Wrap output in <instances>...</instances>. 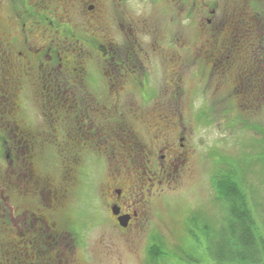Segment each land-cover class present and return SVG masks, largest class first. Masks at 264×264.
I'll use <instances>...</instances> for the list:
<instances>
[{"label": "flooded vegetation", "instance_id": "af4514ba", "mask_svg": "<svg viewBox=\"0 0 264 264\" xmlns=\"http://www.w3.org/2000/svg\"><path fill=\"white\" fill-rule=\"evenodd\" d=\"M149 3L167 15L171 9L178 29L183 20L200 27L193 63L217 80L200 79L196 93L216 95L231 79L223 102L260 107L264 0H0V264L76 263L74 247L64 245L71 236L54 221L67 191L38 171L37 153H65L60 166L71 183L83 153L100 152L110 171L101 192L105 218L122 239L147 224L153 200L187 160L182 38L177 32L168 57L150 35ZM172 63L158 79V68ZM100 85L107 96L89 93ZM132 92L155 104L143 142L116 110Z\"/></svg>", "mask_w": 264, "mask_h": 264}, {"label": "rangeland", "instance_id": "374dc122", "mask_svg": "<svg viewBox=\"0 0 264 264\" xmlns=\"http://www.w3.org/2000/svg\"><path fill=\"white\" fill-rule=\"evenodd\" d=\"M147 12L150 35L159 36L164 42L168 57L173 55V50L177 47V32H180L182 38L184 49L180 56L185 65L180 70L184 81L181 100L182 123L187 128L186 140L183 142L187 160L173 175L164 193L161 192L162 196L153 200L147 224L138 231H131V239H122L105 218L101 192L110 171L107 170L105 159L97 155L100 152L83 153L76 168V178L71 183L65 180V169L60 166L66 157L65 153H37L38 171L52 176L54 185L67 191L64 206L55 215L54 221L59 231L71 236L64 240V245L74 247V264H149L147 252L155 238L169 252L164 254V259H159L158 264H196L188 261L187 257L201 259L200 264H212L206 252L208 239L200 231L203 226L201 218L194 225L187 220L190 215L199 213L210 228L219 229L223 222V211L214 201L210 186L211 178L218 168L217 163L226 159L255 164L259 159L256 157L257 152L264 151V99L259 108L246 111H242L240 104L231 99L223 102L222 96L232 92L231 79L216 95L212 90L196 93L200 79L207 82L210 78L212 86L217 80V77L210 75L208 69L199 63H193L195 48L200 45L196 46L197 41L200 43V27L193 20H183L178 29L176 23L168 20L173 16L171 9L170 15H167V10L164 11L156 4L149 3ZM89 64L94 65V57ZM172 65L166 64L158 68L157 78L162 79L165 70L169 73L174 70L176 66ZM96 82L93 80L94 84ZM88 91L102 96H107L109 92L104 85L96 90L91 87ZM133 95L136 96V93H129L131 98H121L124 102L119 103L116 110L131 119L135 137L143 142L149 138L145 125L146 112L155 104L139 103ZM183 106L186 108L184 113ZM244 172L254 193L252 199L256 224L264 244V169L253 166ZM188 230L194 232L195 239L189 236ZM259 264H264V256Z\"/></svg>", "mask_w": 264, "mask_h": 264}, {"label": "trees", "instance_id": "16d2710c", "mask_svg": "<svg viewBox=\"0 0 264 264\" xmlns=\"http://www.w3.org/2000/svg\"><path fill=\"white\" fill-rule=\"evenodd\" d=\"M256 157L259 159L255 164L226 159L217 163L218 168L211 178L210 186L214 201L223 211V222L219 229L210 228L199 213L190 215L187 220L194 225L201 218L203 226L200 231L208 239L206 252L212 264H259L264 256L263 239L257 228L255 204L252 199L254 193L244 172L253 166H261L264 169V151H258ZM188 234L195 239L193 231L188 230ZM57 236L59 237H54V251L56 241L60 238ZM163 245L158 238L152 241L147 252L149 264H158L159 259H164V254L169 253ZM187 258L196 264L202 262L199 258Z\"/></svg>", "mask_w": 264, "mask_h": 264}, {"label": "water", "instance_id": "95a60500", "mask_svg": "<svg viewBox=\"0 0 264 264\" xmlns=\"http://www.w3.org/2000/svg\"><path fill=\"white\" fill-rule=\"evenodd\" d=\"M124 226V225H123Z\"/></svg>", "mask_w": 264, "mask_h": 264}]
</instances>
